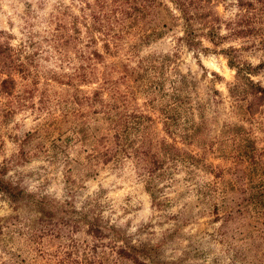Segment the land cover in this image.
<instances>
[{
	"label": "rangeland",
	"instance_id": "obj_1",
	"mask_svg": "<svg viewBox=\"0 0 264 264\" xmlns=\"http://www.w3.org/2000/svg\"><path fill=\"white\" fill-rule=\"evenodd\" d=\"M98 1L0 0V264H264V0Z\"/></svg>",
	"mask_w": 264,
	"mask_h": 264
},
{
	"label": "trees",
	"instance_id": "obj_2",
	"mask_svg": "<svg viewBox=\"0 0 264 264\" xmlns=\"http://www.w3.org/2000/svg\"><path fill=\"white\" fill-rule=\"evenodd\" d=\"M98 1V0H97ZM127 1V0H122ZM212 0H171V2L175 5L176 9L181 15L182 20L184 21V39L186 44L191 48H196L197 46H200V41L198 40L197 36L204 35L207 36L210 42L214 43L215 38H217L216 34V27H215V19H213L212 14V8L207 7L208 5H211ZM99 7L102 9L107 7L104 0L101 2L98 1ZM121 1L119 0H113L112 6L115 10L122 9L123 11H127L124 9L121 5ZM94 19H98L95 17ZM97 25H100L97 23ZM107 46V45H106ZM236 75H240L244 70H241L236 66ZM249 72H243L245 74H250V72H253L256 70V68H252L250 65H246V69ZM245 80L247 81V84L250 85V89L252 91V100L258 101L259 103L264 101V88L257 84L253 83L252 80H250L247 76H244ZM5 81H2V84H4ZM242 86V85H241ZM239 88V86H238ZM3 93V92H2ZM243 95L246 97L247 93L242 90ZM256 94H259V96H256ZM252 105L249 103L247 106V109L250 111ZM140 155V153H136ZM158 161V160H156ZM156 163V162H155ZM154 164V163H153ZM156 168L151 169L148 171L149 175L154 172ZM5 170H2L0 172V192L4 195L8 196L12 201H18L20 198L24 195V192L17 186L14 185L11 182L5 181L3 179L4 174L2 173ZM151 176V175H150ZM88 231L93 236H98L97 232L98 229L93 225L90 224L88 226ZM133 250V249H132ZM136 262V260H135Z\"/></svg>",
	"mask_w": 264,
	"mask_h": 264
}]
</instances>
